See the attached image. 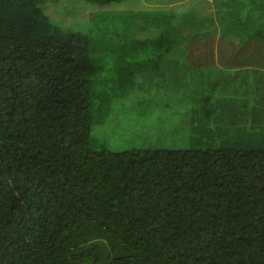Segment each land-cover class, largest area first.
Returning <instances> with one entry per match:
<instances>
[{
    "label": "trees",
    "instance_id": "16d2710c",
    "mask_svg": "<svg viewBox=\"0 0 264 264\" xmlns=\"http://www.w3.org/2000/svg\"><path fill=\"white\" fill-rule=\"evenodd\" d=\"M60 1L0 0V264H264V0L148 36L110 7L133 0ZM161 86L197 147H94L111 92Z\"/></svg>",
    "mask_w": 264,
    "mask_h": 264
},
{
    "label": "rangeland",
    "instance_id": "374dc122",
    "mask_svg": "<svg viewBox=\"0 0 264 264\" xmlns=\"http://www.w3.org/2000/svg\"><path fill=\"white\" fill-rule=\"evenodd\" d=\"M75 1L76 0H61L58 3L59 5L55 6V9L49 10L51 11V17L59 20V23L61 21L64 22L65 19L63 18L64 16L62 17V12L65 14L68 10L78 11L82 9V4L78 6L75 4ZM245 1L250 0H239L238 6H244ZM150 2L153 3V0ZM218 4H220L219 0H164L159 6L148 9L145 8V6H149L150 4L145 3L143 0H133L121 4H114L110 7H112V9L123 10L122 8L128 6V9L125 10L127 12L125 15H127V18L130 17V20L134 21V25L132 26V24H129V26H132L135 30L143 29L139 36L151 35L152 25L160 22L159 20L162 22H169L166 24L193 22L202 25L204 16L208 21L209 17L214 19L221 34V31H224V26L223 23L221 24V22L217 20V12L219 11ZM150 7H152V5H150ZM101 11L104 12L105 10L101 9ZM140 11H145L142 12L145 14H142ZM53 12H55V15ZM233 14L235 16V13ZM237 16L243 20H247L243 25L240 23V28H236V25L232 24L227 35H234V37L241 36L244 38L245 35L253 33L250 38L252 41H255L256 32L255 30H250L252 25H249L251 16L246 12H240ZM81 17L88 21L92 17V12L84 10L78 12L76 16H72L69 13L68 17L65 18L79 20ZM65 24L67 23L65 22ZM255 27L256 26L253 28ZM148 28L150 29L148 30ZM105 30V32L108 31L110 34L114 31L112 28H107ZM197 34L198 33L194 31L191 33V35H195V37ZM200 36L203 37L202 33ZM177 38L182 41L184 35L181 32H177ZM189 42L194 41L190 40ZM215 60L216 62L218 61L216 58ZM217 65L226 66L222 65L221 62ZM180 69L184 72L183 68ZM170 72H168V74ZM255 73L256 72L243 71L241 76L245 78ZM232 75L234 81L240 76L234 75V73ZM241 76L240 78H242ZM163 91L164 86L159 88L151 87V90L140 89L137 92H127L126 94H121L119 90L111 92L110 98L103 102V117L108 120L106 125L109 129L107 131V128H103L101 125L103 123H100V119L96 118L98 122L95 123L96 125L94 128L92 127V142L94 147L98 149L105 148L107 151L111 152L146 149H190L191 147H197L200 142L198 140V133H193L192 131L185 133V131L176 128L177 121L180 120L183 113H185L183 105L171 104L174 100L165 96V92ZM245 105L247 107L249 106L248 103ZM258 105L264 108V102L259 101ZM93 106L96 107L100 105L95 104ZM221 116L222 115L219 117ZM249 122L251 121L249 120ZM169 124H171V126ZM103 125H105V123ZM101 128L105 130V134L101 132ZM102 134H104V136H102ZM202 142V146L211 144V142L208 143L207 140ZM202 148L204 149L207 147Z\"/></svg>",
    "mask_w": 264,
    "mask_h": 264
},
{
    "label": "crops",
    "instance_id": "0c3cea01",
    "mask_svg": "<svg viewBox=\"0 0 264 264\" xmlns=\"http://www.w3.org/2000/svg\"><path fill=\"white\" fill-rule=\"evenodd\" d=\"M232 68V67H231ZM242 68L240 67H237L236 69H234L233 71H238V70H241Z\"/></svg>",
    "mask_w": 264,
    "mask_h": 264
}]
</instances>
